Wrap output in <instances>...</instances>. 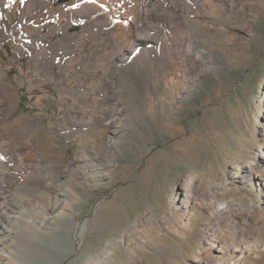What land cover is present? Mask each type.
<instances>
[{
  "label": "rangeland",
  "instance_id": "rangeland-1",
  "mask_svg": "<svg viewBox=\"0 0 264 264\" xmlns=\"http://www.w3.org/2000/svg\"><path fill=\"white\" fill-rule=\"evenodd\" d=\"M190 1L191 14L186 16L194 27L168 25L161 55L145 48L141 64L132 75H122L114 87L68 85L94 74L102 77L92 62L83 60L71 67L49 64L41 70L51 71V77L33 85L20 83L21 69L27 70L32 56L16 47L23 32L16 27L18 18L0 24L6 36L0 42V64L10 68L4 70L3 81L16 92L14 99L2 102L0 120L12 134V143L18 142L24 155L34 153L39 160L28 174L40 183L33 188L41 203L33 214L40 221L46 215L54 221V234L24 246L27 258L39 263L54 260L66 233L72 245L62 264H95L105 246L117 245L113 264H164L167 254L173 262L191 264L193 254L203 248L212 223L207 206L213 183L224 181V174L233 172L238 163L251 161L257 151L254 142L264 139V0H243V10L237 1L227 11L209 2L194 7ZM81 30L79 23L69 27L72 33ZM181 36L186 42L180 46ZM51 40L50 44L57 37ZM84 40L92 46L90 39ZM93 49L98 59L105 58L104 51ZM201 51L213 52L220 60L215 56L197 59ZM116 90L129 91L125 101L131 106L140 98L151 107L122 130L121 144L112 151L114 171L103 176L100 170L92 178L95 173L82 170L87 161L77 158L82 152L90 157L107 154L105 119L110 105L106 97ZM45 95L49 98L40 99ZM19 118L26 120L16 122ZM8 168L10 193H20L22 180L15 176L14 167ZM178 177L188 179L196 198L188 220L173 208ZM64 188L70 191L67 205L51 213L50 197ZM231 188L217 197L218 203L236 199L248 206L261 201L256 185ZM243 215L236 210L224 217L222 225H235ZM260 221L264 215L256 217ZM233 229L240 232L239 225Z\"/></svg>",
  "mask_w": 264,
  "mask_h": 264
},
{
  "label": "bare ground",
  "instance_id": "bare-ground-1",
  "mask_svg": "<svg viewBox=\"0 0 264 264\" xmlns=\"http://www.w3.org/2000/svg\"><path fill=\"white\" fill-rule=\"evenodd\" d=\"M237 1L239 10H243V0H192L194 7H197L198 3L209 2L211 6L224 11L232 8ZM190 2V0H0V24H3L4 20L13 23V17L16 16L18 18L16 27L23 30L16 40V47L21 54L32 56L27 70L21 69L23 76L19 80L20 83L33 85L41 79L51 77V71L41 70L49 64L67 63L68 67H71L77 61L83 60L82 62L88 64L92 62L102 77L94 74L92 78H86L78 84H74L73 81L74 83L68 85L95 87L103 84L114 87L123 80L122 75H132L131 71L136 70L141 64L145 48H150L156 56L161 55L164 47L163 36L168 25L177 22L180 25L190 24V27H194L186 16L191 14L187 5ZM72 23L81 24V32H70L69 27ZM54 36L57 40L50 44ZM5 39L6 36L0 31V42ZM84 39L88 41L90 39L92 46ZM185 42L181 36L180 46ZM93 48H100L99 52L104 51L105 58L98 59ZM212 56L220 60L217 54L204 51L196 58ZM0 67L3 69L0 71L2 114L4 111L2 102L14 99L16 92L3 81V77L6 76L4 70L10 68L1 64ZM128 94V90H116L106 97L110 105L105 119L109 126L105 147L107 154L100 156L93 153L90 157L81 151L82 154L77 158L79 161H87L82 170L95 173L92 178L96 177L100 170H103L99 172L103 176H108L114 171L116 164L112 151L117 144H121L122 130L127 124L133 125V117L141 116L151 107L140 98H136L138 102H134L135 106L127 104L125 100L129 99ZM43 98L49 97L47 95L40 97ZM25 120L26 118H19L16 122L23 123ZM92 122L96 120L88 121L86 124ZM5 125L6 123L0 120V264H62L71 251V236L68 233L64 245L57 247L55 245L57 258L54 260L39 263L27 258L24 253V246L30 247L34 241H43L46 236L55 233L52 230L54 221L49 215L40 221L35 213L33 214L38 205L36 201L38 196L36 198L33 188L38 187L40 183L30 178L28 174L36 169L39 160H35L34 153L24 155L18 142L12 143V134L4 128ZM261 126L264 127V122ZM125 142L124 139L123 143ZM254 143L257 151L251 157V161L238 163L233 172L224 174V181L213 183L207 206L212 223L206 229L207 238L204 246L202 245L203 248L193 254L191 264H264V221L256 222V217L264 215V210L260 206L261 204L264 207V139L262 142ZM8 166L14 167L15 176L22 180L18 182L22 190L20 193H10L12 191L7 182L10 170ZM187 181L188 179L183 177L176 179L175 185L179 187V193L173 207L184 220L189 219V212L194 211L197 206L193 189L187 185ZM245 184L256 185L259 188L262 193L259 196L260 202L245 206L236 199H229L223 204L218 203L219 195H227L232 191V186ZM69 192L64 188L62 192L50 197L48 208L51 213L59 206L67 205ZM236 210L244 213L242 221L234 222L235 225L228 222L227 227L223 226L224 217ZM238 225L240 232L233 229ZM184 226L189 225L186 222ZM117 246H105L95 264H113L115 259L112 253ZM165 257L164 264H178L171 260L170 254Z\"/></svg>",
  "mask_w": 264,
  "mask_h": 264
}]
</instances>
